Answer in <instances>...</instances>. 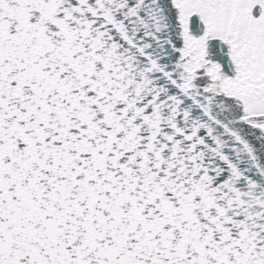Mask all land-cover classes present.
<instances>
[{"label": "snow or ice", "instance_id": "snow-or-ice-1", "mask_svg": "<svg viewBox=\"0 0 264 264\" xmlns=\"http://www.w3.org/2000/svg\"><path fill=\"white\" fill-rule=\"evenodd\" d=\"M0 264H264V0H0Z\"/></svg>", "mask_w": 264, "mask_h": 264}]
</instances>
